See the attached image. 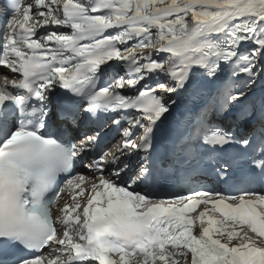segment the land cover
I'll return each mask as SVG.
<instances>
[{
	"label": "snow or ice",
	"instance_id": "1",
	"mask_svg": "<svg viewBox=\"0 0 264 264\" xmlns=\"http://www.w3.org/2000/svg\"><path fill=\"white\" fill-rule=\"evenodd\" d=\"M4 7L0 264H264V0Z\"/></svg>",
	"mask_w": 264,
	"mask_h": 264
},
{
	"label": "bare ground",
	"instance_id": "2",
	"mask_svg": "<svg viewBox=\"0 0 264 264\" xmlns=\"http://www.w3.org/2000/svg\"><path fill=\"white\" fill-rule=\"evenodd\" d=\"M259 93V91L257 90V93H256V95Z\"/></svg>",
	"mask_w": 264,
	"mask_h": 264
}]
</instances>
